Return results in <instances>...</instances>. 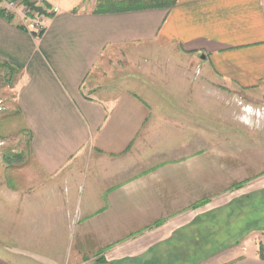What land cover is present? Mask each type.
Returning <instances> with one entry per match:
<instances>
[{
  "label": "crops",
  "instance_id": "1",
  "mask_svg": "<svg viewBox=\"0 0 264 264\" xmlns=\"http://www.w3.org/2000/svg\"><path fill=\"white\" fill-rule=\"evenodd\" d=\"M149 1L43 0L38 36L0 16L29 136L12 185L0 156V264H264V177L230 190L224 152L166 116L182 94L146 85L176 53L264 91V0Z\"/></svg>",
  "mask_w": 264,
  "mask_h": 264
},
{
  "label": "rangeland",
  "instance_id": "2",
  "mask_svg": "<svg viewBox=\"0 0 264 264\" xmlns=\"http://www.w3.org/2000/svg\"><path fill=\"white\" fill-rule=\"evenodd\" d=\"M158 58H163L165 65L154 68L158 72L146 80L147 90L182 94L177 99H163L167 103L166 116L170 114L177 122L187 123L197 128L198 134L206 135L204 142L207 147H213L214 156L224 152L221 165L223 171L229 165V189L242 181L248 182L244 176L264 177V91L242 90L222 82L214 74L202 73L201 62L191 56L166 53ZM2 72L0 87H6L1 78L11 73L1 67ZM0 93V156L4 157V180L12 185L16 177L13 170L19 164L15 155L19 154L17 158L23 160L28 153L29 136L22 117L15 109L10 110L2 89ZM184 94L190 98H184ZM188 108L192 111L185 114ZM200 142L198 149L204 147ZM213 158L215 161L216 157Z\"/></svg>",
  "mask_w": 264,
  "mask_h": 264
},
{
  "label": "built area",
  "instance_id": "3",
  "mask_svg": "<svg viewBox=\"0 0 264 264\" xmlns=\"http://www.w3.org/2000/svg\"><path fill=\"white\" fill-rule=\"evenodd\" d=\"M26 1L33 6L28 5ZM42 2L43 0H0V12L5 17H19L26 31L38 36L43 30V14L36 8H40ZM51 13H57V9L53 8Z\"/></svg>",
  "mask_w": 264,
  "mask_h": 264
},
{
  "label": "trees",
  "instance_id": "4",
  "mask_svg": "<svg viewBox=\"0 0 264 264\" xmlns=\"http://www.w3.org/2000/svg\"><path fill=\"white\" fill-rule=\"evenodd\" d=\"M26 3L28 5H30V6H33V4H31V3L27 2V1H26ZM174 3H175V0H150L148 2V6L147 7H152V8L169 7V6H172ZM102 9H103V7L100 5L99 8H98V12H102L101 11ZM36 10L39 13H43V11L40 8H36ZM0 16L4 17L7 20H11V18H12V17H5L2 12H0ZM244 183L245 182L239 183V184L233 186L232 189H238V188L242 187L244 185Z\"/></svg>",
  "mask_w": 264,
  "mask_h": 264
},
{
  "label": "water",
  "instance_id": "5",
  "mask_svg": "<svg viewBox=\"0 0 264 264\" xmlns=\"http://www.w3.org/2000/svg\"><path fill=\"white\" fill-rule=\"evenodd\" d=\"M202 59H204V58L202 57Z\"/></svg>",
  "mask_w": 264,
  "mask_h": 264
}]
</instances>
